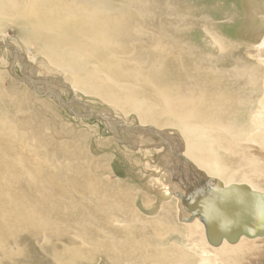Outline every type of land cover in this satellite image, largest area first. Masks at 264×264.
<instances>
[{
  "label": "bare ground",
  "instance_id": "1",
  "mask_svg": "<svg viewBox=\"0 0 264 264\" xmlns=\"http://www.w3.org/2000/svg\"><path fill=\"white\" fill-rule=\"evenodd\" d=\"M5 9L11 20L26 26L34 45L56 48L55 55L39 49L79 89L126 110V117L136 107L132 99L145 103L137 108L146 123L137 125L150 128L145 131L96 116L110 129L140 135L147 148L159 133L162 142L153 148L163 151L169 144L175 168L183 165L185 172L174 181L163 172L156 185L163 204L155 217H147L132 204L134 191H111L108 182L103 186L74 150L58 147L56 139L54 152L44 149L53 137L45 134L40 118L43 125L33 122L41 116L43 100L27 98L10 108L0 99V264H248V258L249 264H264V236L212 247L200 218L183 221L190 213L178 198L194 173L264 194L255 183H264V55L259 60L245 47L253 62H244L235 46L182 0H10ZM194 27L206 42L201 50L192 39V45L182 41ZM262 47L264 39L257 49ZM14 48L11 53L22 56L26 67L37 64ZM22 75L37 96L62 101L56 91L39 92L27 71ZM153 121L177 127L190 144L183 148ZM215 146L226 155L245 156L247 164L222 165L214 158ZM179 150L189 158L183 153L180 162ZM201 152L207 156L204 164ZM172 196L179 208L165 200ZM173 235L185 238L195 252L190 255L178 241L168 243ZM255 250L261 254L252 260Z\"/></svg>",
  "mask_w": 264,
  "mask_h": 264
},
{
  "label": "rangeland",
  "instance_id": "2",
  "mask_svg": "<svg viewBox=\"0 0 264 264\" xmlns=\"http://www.w3.org/2000/svg\"><path fill=\"white\" fill-rule=\"evenodd\" d=\"M0 1H5L2 3L0 9V43L7 42L13 44L14 47L24 51V54L28 56V60L32 58L33 63H37L32 68L31 66L30 68L29 66L26 67L22 56L13 54L10 50L7 52L1 49L0 99H5L7 106L10 108L13 103L23 102L27 98L33 101L43 100L44 106H40V109H38L41 116L33 117L34 121H31L37 125L39 122L42 124V120L45 125L42 124L44 127L42 126L41 128H44L45 134L50 136V139L53 137V143L44 149L54 152L58 146L62 149L65 147L67 150H64L66 151L71 152L74 150L80 159L81 165L89 169L90 173L95 178H98L97 180L103 186V182H108L111 185V191H126L128 189L131 192L134 191L135 193L133 192L132 194V204L136 208L138 207V211H141L143 215L155 217L163 204V199L158 197L159 190H156V185H159L163 172L168 173L166 179H173V181L179 175V171L175 168V165H177L176 161L170 158L172 153L169 150L171 149L162 145L165 149L163 151H156L153 148V144L158 141L159 145L162 140L160 137L153 135L154 137L151 138L150 144H148L150 145L149 150L146 144L142 145L139 139L140 135L132 132L126 134L110 129L106 123L96 116V113H100L104 117L109 118L110 121L117 119L124 121L128 125L146 124L139 119L137 108L147 105L145 103L142 104L139 99H132L131 102L136 107L131 110L130 116L126 117V110L116 108V106L99 98L97 95L89 94L79 89L75 83H72L68 79L69 73H64L55 63H49L41 55L39 49L41 47L44 53L49 52L48 55H55L56 48L45 47L43 44L34 45L31 42V36H27L25 33L26 26L19 25L14 20H11V14L5 9V6L10 4V0ZM182 2L192 8L196 17L203 15L202 17H205L209 21L212 29L228 39L232 48L235 46L234 49L238 52V56L241 55L239 57L244 62H253L244 54L245 47L249 48L251 52L254 51L259 60L264 55L263 47L257 49L262 39H264V0H182ZM182 41H188L186 42L188 44H196L191 45L197 46L196 48L199 47L198 49L200 50L206 44L202 39V32L199 27L191 28ZM254 63H256L255 60ZM25 71L36 82L35 86L39 92L56 91L62 101L59 102L58 98L52 99L53 96L51 98L37 96L32 91V87L22 78V74ZM42 80L44 81L42 82ZM81 81L84 82L82 78ZM84 83H87V81ZM0 113L2 114L1 111ZM35 119L36 121L38 119L39 122H36ZM151 124L155 128L164 130L167 133L169 132L171 136L176 137L183 143V148H186L190 144L177 127L170 126L163 128L157 126L158 124H155V122ZM45 127L48 131H46ZM55 139L60 144H55L57 142ZM171 143H175V140L171 141ZM175 146H177V143ZM213 149L216 151L214 158L220 161L222 165H229L239 169V165L247 164L245 156L226 155V152L218 149L217 146L213 147ZM172 150H176V147H173ZM252 150L253 155L257 154L256 148L250 147L249 151L252 152ZM183 153L186 154L185 151ZM259 154L260 156L262 155L261 153ZM198 156H202L203 159ZM198 156L200 162L203 164L207 161V156H205L204 152H201ZM191 161L195 164L193 160ZM196 166L201 170L203 169L199 165ZM175 182L179 184L178 179ZM255 183L258 188L264 190V183ZM171 199L170 204L175 208H179V201L174 196L168 197L165 200L170 201ZM91 200L94 203L96 202V199ZM176 219L180 224V220L177 217ZM170 238L167 241L168 243L172 244L178 241L179 247L187 249L190 255L195 252V248L192 252L185 238L178 235H173ZM194 240H201L200 236H196ZM204 248L208 253L211 250L210 245H206ZM198 252L200 251L198 250ZM260 254V251L255 250L250 257L254 260ZM247 260L245 263L249 264L250 260Z\"/></svg>",
  "mask_w": 264,
  "mask_h": 264
},
{
  "label": "water",
  "instance_id": "3",
  "mask_svg": "<svg viewBox=\"0 0 264 264\" xmlns=\"http://www.w3.org/2000/svg\"><path fill=\"white\" fill-rule=\"evenodd\" d=\"M0 49L16 50L7 44H1ZM134 127L141 131L150 129L139 125ZM156 135L159 137V133ZM166 146L171 148L169 144ZM182 154L180 150L176 152L180 162L185 161ZM178 171L180 176H184L183 165ZM188 171L192 172L190 169ZM194 171L199 170L195 168ZM202 175L199 177L194 173L191 182H186L185 193L178 194L181 205L190 213V218L184 219V222L200 218L212 247H219L224 241L236 244L241 237L254 239L264 236L263 193L245 184L225 186L218 179Z\"/></svg>",
  "mask_w": 264,
  "mask_h": 264
}]
</instances>
